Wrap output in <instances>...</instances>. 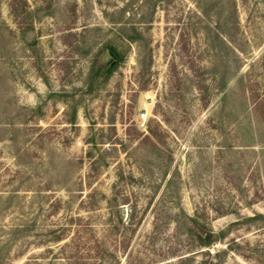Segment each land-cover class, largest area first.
Instances as JSON below:
<instances>
[{"label": "rangeland", "instance_id": "rangeland-1", "mask_svg": "<svg viewBox=\"0 0 264 264\" xmlns=\"http://www.w3.org/2000/svg\"><path fill=\"white\" fill-rule=\"evenodd\" d=\"M0 264H264V0H0Z\"/></svg>", "mask_w": 264, "mask_h": 264}, {"label": "trees", "instance_id": "trees-1", "mask_svg": "<svg viewBox=\"0 0 264 264\" xmlns=\"http://www.w3.org/2000/svg\"><path fill=\"white\" fill-rule=\"evenodd\" d=\"M110 57L109 62L106 64L107 71L113 73L124 61V53L119 51V47L116 44L112 43V47L108 52ZM190 221L196 222L193 218H190ZM194 235L198 238L199 245L202 247H209L216 241L213 233H207L203 229L197 228L193 231Z\"/></svg>", "mask_w": 264, "mask_h": 264}, {"label": "built area", "instance_id": "built-area-1", "mask_svg": "<svg viewBox=\"0 0 264 264\" xmlns=\"http://www.w3.org/2000/svg\"><path fill=\"white\" fill-rule=\"evenodd\" d=\"M147 122H148L147 115L145 113H141L139 116L138 127L141 130H146L147 129Z\"/></svg>", "mask_w": 264, "mask_h": 264}]
</instances>
